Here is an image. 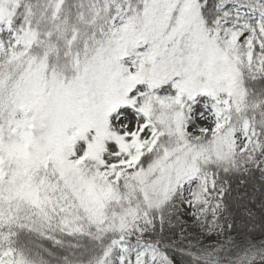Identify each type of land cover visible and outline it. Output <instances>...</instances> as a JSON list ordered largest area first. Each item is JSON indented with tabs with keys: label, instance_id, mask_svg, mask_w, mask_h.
Listing matches in <instances>:
<instances>
[{
	"label": "snow or ice",
	"instance_id": "snow-or-ice-1",
	"mask_svg": "<svg viewBox=\"0 0 264 264\" xmlns=\"http://www.w3.org/2000/svg\"><path fill=\"white\" fill-rule=\"evenodd\" d=\"M0 264H264V0H0Z\"/></svg>",
	"mask_w": 264,
	"mask_h": 264
}]
</instances>
